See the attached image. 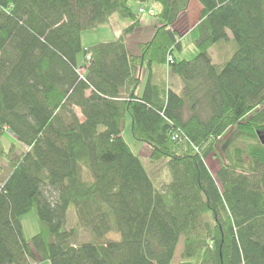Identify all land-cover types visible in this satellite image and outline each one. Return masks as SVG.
Wrapping results in <instances>:
<instances>
[{
	"label": "trees",
	"instance_id": "obj_1",
	"mask_svg": "<svg viewBox=\"0 0 264 264\" xmlns=\"http://www.w3.org/2000/svg\"><path fill=\"white\" fill-rule=\"evenodd\" d=\"M132 1L0 0V264H172L180 243L178 264H264V0H198L193 58L175 57L172 27L191 0H153L157 29L138 55L123 37L84 45L113 13L135 30ZM231 34L236 51L215 63ZM156 63L181 92L152 82ZM128 116L168 167L160 189L124 137ZM71 205L92 239L76 242ZM33 210L41 230L28 238Z\"/></svg>",
	"mask_w": 264,
	"mask_h": 264
},
{
	"label": "crops",
	"instance_id": "obj_2",
	"mask_svg": "<svg viewBox=\"0 0 264 264\" xmlns=\"http://www.w3.org/2000/svg\"><path fill=\"white\" fill-rule=\"evenodd\" d=\"M152 0H133L131 4V7L134 8L135 12L140 17V24L136 27L135 30L132 32L125 33V28L129 25H131L133 22L125 17H121L118 13H113L110 20L107 23L101 24L99 27L92 28L88 31H84L82 33V41L84 42V45L90 46L95 43H99L101 41H112L119 39L123 36L124 40L126 41L127 48L130 51L132 55H138L140 53V45L146 41H149L152 39L156 32V24H157V17L155 16V13L158 11L159 7L156 3L153 9L155 10L154 15H150L148 12L149 7H153L151 4ZM145 7V10L143 12H140V9ZM202 9V4L198 0H191L189 8L181 13L176 20V22L173 24L172 27L174 29H177V31L180 34V41L182 49V41L184 38H187V36L192 35L196 38L198 37V26L197 23L200 20V12ZM194 40V41H195ZM197 54V53H196ZM195 54V55H196ZM212 54V53H211ZM176 57V56H175ZM178 58V57H176ZM185 58V57H183ZM180 59V58H179ZM141 68H139L140 70ZM153 76H152V82H154L156 85H160L165 90L173 89L177 92H181L184 86L183 80L177 77H165V73L169 74L171 72L170 67L167 64H160L156 63L153 65L152 68ZM145 76L142 78L143 84L139 87L138 90L140 92L143 90L145 81L148 75V71L145 68L144 70ZM167 74V75H168ZM90 90L87 92V94H90ZM78 114L79 116L84 119L83 115L81 114L80 108H78ZM130 118L129 116L126 119L125 126L126 129H128L129 136L134 140H128L125 137V131H124V137L128 141L130 147L133 149L135 153L141 154L144 149L150 150V147L147 146L145 143L137 141L134 139V137L131 135V132L129 131L130 128ZM3 141V139H2Z\"/></svg>",
	"mask_w": 264,
	"mask_h": 264
},
{
	"label": "rangeland",
	"instance_id": "obj_3",
	"mask_svg": "<svg viewBox=\"0 0 264 264\" xmlns=\"http://www.w3.org/2000/svg\"><path fill=\"white\" fill-rule=\"evenodd\" d=\"M155 3L156 2H154L153 0L151 1V4L153 7H149L148 11L152 10L153 13L152 14L150 13V15H154V13H155V10L153 9L154 7H156ZM144 10H145V7L140 9V12H142ZM194 40H195V37H193L192 35H189V36H187V38H184V40L182 41V49L177 47L174 51L175 56L178 58H183V57H185L187 59L193 58L195 56V54L198 53V48L196 47ZM236 49H237L236 42H235V39L232 35V38L230 40L220 41V43H218L216 45V47L211 48L210 51L212 53V57H213L214 62L217 64H221L224 61L230 59L231 55L236 51ZM144 70H145V67L144 68L142 67L140 70H138V74L140 75L141 78H144V76H145ZM167 74L165 73L164 78L165 77H172V76L180 78L179 75H176L172 72H169L168 75ZM141 82L143 84V80ZM125 137L128 140L129 139L133 140L131 138V136H129L128 129H126V131H125ZM3 142H4V144H3L4 148L8 149L10 144H11V136L9 134L4 135ZM19 149H18V152L20 151ZM16 152H17V150H16ZM149 153L150 152L147 149H144V151H142V153H141V158H143V162H144L145 166L149 169V171L152 172V169H153L154 172L156 171L155 173L158 174V176L153 175V178L155 179L156 186L158 187V189H160L161 183H163L164 181L169 182L171 180L170 173H169L168 167H164V165H162L161 161L158 163L157 166H154L155 164L151 163L150 159L148 157ZM207 163H208V165H210L212 171L215 173L218 166H219L218 162L215 159L209 158V159H207ZM8 165L9 164L6 161V157H4L3 155H0V169L3 168V170H4V171L2 169L0 170L1 178H4L5 175H7L8 172L10 171V168L8 167ZM159 178L161 179V181ZM67 215H68V221H67L66 225L68 226V228H71V227L77 228L78 227V230L74 235L76 242L77 241H88V240L93 238L92 235L90 234L89 230L80 227V225H77V215L75 214V206L74 205H71V207L67 211ZM22 223H23V227H25L26 237H28V238L34 236L35 233H37L41 230L39 219H38V216L36 215L35 210H33L27 214L22 215ZM106 239H108V240H110V239L120 240V234H117L116 232H109ZM181 248H182V243L179 244V246L175 252L176 257H175V260L172 262V264H178ZM43 264H49V262L46 261Z\"/></svg>",
	"mask_w": 264,
	"mask_h": 264
},
{
	"label": "built area",
	"instance_id": "obj_4",
	"mask_svg": "<svg viewBox=\"0 0 264 264\" xmlns=\"http://www.w3.org/2000/svg\"><path fill=\"white\" fill-rule=\"evenodd\" d=\"M148 12L151 13V14L153 13L152 10H149ZM168 59H169L170 62L173 61V59L171 57H168Z\"/></svg>",
	"mask_w": 264,
	"mask_h": 264
}]
</instances>
